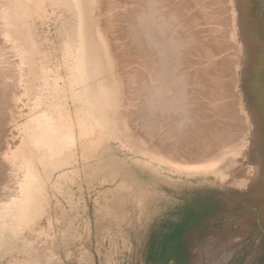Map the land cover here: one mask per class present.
Returning a JSON list of instances; mask_svg holds the SVG:
<instances>
[{"label": "bare ground", "instance_id": "obj_1", "mask_svg": "<svg viewBox=\"0 0 264 264\" xmlns=\"http://www.w3.org/2000/svg\"><path fill=\"white\" fill-rule=\"evenodd\" d=\"M172 7L169 0H0V140L3 142L8 132L12 136L14 130L21 134L14 148L0 152V188L5 194L0 199V248L7 238L24 241V232L31 233L28 228L31 234L35 232V223L47 212L48 206L51 207L49 185L56 174L59 173L58 177L66 175V169L81 159L88 161L97 157L112 143L141 156L136 162L157 171L167 164L173 171L208 172L219 182L227 181L230 165L242 156L238 148L230 151L232 153L215 154L204 165L184 166L171 159L181 158L183 142L191 138V133L195 135L193 131L200 125L204 126L201 122L202 118L207 119L203 116L204 104L198 99L207 90L213 93L204 87L209 84L207 80L204 85V79L193 74L196 71L185 70L188 61L185 53L189 48L193 51L197 42L186 39L185 20L180 19L177 12L179 5ZM253 20V30L249 31L252 44L263 51L264 17ZM52 21L62 35L58 50L47 46L49 39L43 30ZM121 32L132 42L133 61L140 67L134 62L131 67L132 60L126 52L129 46L126 48L121 42ZM233 56L235 61L237 57ZM212 83L213 88L218 84ZM259 84L262 87L263 83ZM259 87L253 90L257 92ZM217 91H222V87ZM254 91L247 96L246 106L244 103L251 116L252 131L249 134L247 131L242 138L245 145H253L259 159L248 170L253 174L248 184L255 189L254 186H259L261 191L264 176L260 178L263 171H258L264 170L261 169L264 151L260 149L264 135L257 129L260 110L256 100L261 94L256 96ZM24 107L28 109L25 114ZM226 107L231 112L232 105ZM134 112L139 122L134 120ZM24 115L27 117L21 120ZM157 128L162 129L158 131L157 141L163 143L169 138V144L160 146L156 145L157 141L151 142ZM110 153L113 152L110 150ZM108 159L109 162L111 158ZM51 219L48 217V223H52Z\"/></svg>", "mask_w": 264, "mask_h": 264}, {"label": "rangeland", "instance_id": "obj_2", "mask_svg": "<svg viewBox=\"0 0 264 264\" xmlns=\"http://www.w3.org/2000/svg\"><path fill=\"white\" fill-rule=\"evenodd\" d=\"M171 1L174 2L171 4L169 0L171 7L179 5L178 16L185 20L186 31L183 34L186 39L197 42L196 50L188 49L193 55L190 51L185 53L188 60L185 70L196 71L193 74L203 78L204 85L208 81V86L204 87L215 93L205 90L208 93L201 94L198 100L204 104L203 116L207 121L201 117L206 121L202 120L204 126L197 128L201 134L197 129L193 131L195 135L191 133V140L187 139L182 144L180 153L183 156L171 159L184 166L204 165L222 151L226 154L238 148L242 156L230 165L227 181L219 182L208 172L173 171L167 164L157 171L136 162L137 158L142 159L141 156L112 143L97 157L88 161L81 159L66 169V175H55L49 185L51 207L49 205L47 212L35 223V227H39H34L37 233L31 234L32 230L28 228L32 236L25 230L24 241L7 238L0 248V264H264V190L259 191V186H254L255 189L248 184L249 177L253 175L249 172L250 167L259 159L253 145H245L242 138L247 131L248 134L252 131L249 126L251 116L249 112L247 114L249 110L244 103L246 106L247 96L253 93V87H259V83H263L262 87L254 91L256 96L261 94L256 100L260 110L257 129L264 135V80L261 82L264 79V50L253 46L250 35L253 18L264 17V0ZM43 30L48 35L47 46L58 50L62 35L55 22ZM123 33L120 34L121 42L126 48L129 46L126 52L130 54L131 67L133 62L138 65L133 61L135 49L132 42L126 33L124 38ZM261 40H264V34ZM231 56L237 57L234 58L236 60ZM258 75L259 82L256 81ZM212 82L220 87L215 85L213 88ZM221 87L222 91H217ZM227 104L232 105L231 112H228ZM24 110V114L28 112L27 107ZM136 113H133V118L138 121ZM26 117L22 116L21 120ZM168 126L165 124L166 128ZM158 128L155 129L157 132ZM166 128L164 130H169ZM17 132L14 130L12 136L8 132L4 143L0 140L3 144L0 152L17 145V138H21ZM157 132L153 133L155 139L151 142L157 141ZM168 139L163 143L158 140L156 145L169 144L171 140ZM260 149L264 151V140ZM208 151L207 155L213 156L208 157ZM261 171L263 174L264 170L258 172ZM261 174L260 178L264 176ZM55 181L57 184L54 185ZM254 189L258 192H253ZM1 190L0 199L5 197ZM48 217L52 218V223H48Z\"/></svg>", "mask_w": 264, "mask_h": 264}]
</instances>
